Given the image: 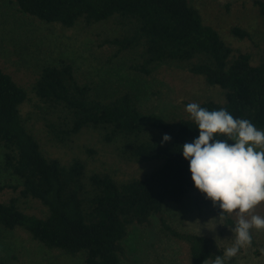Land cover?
<instances>
[{"label": "trees", "instance_id": "obj_1", "mask_svg": "<svg viewBox=\"0 0 264 264\" xmlns=\"http://www.w3.org/2000/svg\"><path fill=\"white\" fill-rule=\"evenodd\" d=\"M9 1L20 12L65 28L111 22L117 34L108 37L103 32L99 42L113 49L110 59L131 53L130 68L144 76L169 67L202 78L208 87H218L223 99L198 104L227 109L264 129V44L257 59L235 50L205 21L195 0ZM253 5L264 30V0H254ZM231 34L251 39L238 24ZM30 89L36 100L23 114L28 90L0 68V193L20 188L0 201V226L23 229L48 249L81 253L82 264H120L123 240L132 226L148 223L166 204H181L197 190L180 153V146L198 135L195 123L190 117L164 118L143 111L131 88L102 98L91 81L77 79L73 63L65 58L43 65ZM35 121L61 145L90 132L114 145L124 159L150 162L152 167L140 177L120 180L90 169L79 156L64 162L44 150L33 131ZM164 134L171 140L162 142ZM3 171L16 178L15 185L1 180ZM31 200L42 205L39 214L27 211ZM161 219L166 232L186 243L190 264H208L223 256L214 237L180 232Z\"/></svg>", "mask_w": 264, "mask_h": 264}, {"label": "rangeland", "instance_id": "obj_2", "mask_svg": "<svg viewBox=\"0 0 264 264\" xmlns=\"http://www.w3.org/2000/svg\"><path fill=\"white\" fill-rule=\"evenodd\" d=\"M195 2L205 21L214 26L227 43L235 50L251 53L254 59L258 58L257 52L264 44V30L260 29L254 0ZM237 24L250 32L251 39H239L231 34V27ZM103 32L108 37L117 34L109 21L91 28L81 24L65 28L20 12L12 1L0 0V68L28 90L30 100L22 105L23 114L32 108L36 100L30 87L41 67L60 58L73 63L78 80L92 82L96 95L105 98L131 88L136 92L143 111H155L164 118H189L190 115L185 111L188 103L202 102L207 98L223 99L218 87H208L202 78L186 71L162 67L153 75L144 76L130 68L133 58L131 53L110 59L113 49L99 44ZM33 131L49 155L64 162L79 156L88 162L90 169L107 171L120 180L140 177L152 167L150 162L124 159L118 155L114 145L100 142L90 132L82 133L73 143L61 145L52 140L42 122L35 121ZM88 149L96 153H89ZM3 152L0 145V161ZM1 180L10 185L17 182L6 171L2 172ZM19 189L5 188L0 193V201L16 195ZM42 208L38 201L31 200L27 211L39 214ZM221 211L198 190L192 191L189 199L181 204H166L160 214L151 216L148 223L132 226L123 240L125 253L120 264H190L186 243L166 232L161 217L180 232L212 236L223 249L231 246L234 235L231 228L237 216ZM251 214L264 215V203L253 209ZM252 236V245L242 248L227 264H264V231L253 230ZM214 261L208 264H214ZM82 262L81 253L68 255L59 249H48L33 240L23 229L8 230L0 226V264Z\"/></svg>", "mask_w": 264, "mask_h": 264}, {"label": "clouds", "instance_id": "obj_3", "mask_svg": "<svg viewBox=\"0 0 264 264\" xmlns=\"http://www.w3.org/2000/svg\"><path fill=\"white\" fill-rule=\"evenodd\" d=\"M185 111L198 130L191 142L180 146L193 186L221 213L237 216L231 246L214 261L227 264L252 245L253 230L264 231V215H249L264 203V130L224 108L209 110L193 102ZM169 140V134L162 136V142Z\"/></svg>", "mask_w": 264, "mask_h": 264}]
</instances>
